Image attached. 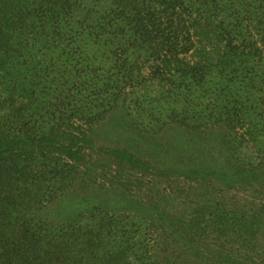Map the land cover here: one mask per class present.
<instances>
[{
    "label": "trees",
    "instance_id": "obj_1",
    "mask_svg": "<svg viewBox=\"0 0 264 264\" xmlns=\"http://www.w3.org/2000/svg\"><path fill=\"white\" fill-rule=\"evenodd\" d=\"M116 110L118 126L183 127L205 156L155 173L95 140ZM106 152L128 179L264 180V0H0V264H201L211 232H254L168 189L96 204Z\"/></svg>",
    "mask_w": 264,
    "mask_h": 264
},
{
    "label": "rangeland",
    "instance_id": "obj_2",
    "mask_svg": "<svg viewBox=\"0 0 264 264\" xmlns=\"http://www.w3.org/2000/svg\"><path fill=\"white\" fill-rule=\"evenodd\" d=\"M124 117L122 111H114L106 122L94 130L95 140L99 144L107 146L121 143L133 145L138 158L154 161L151 163L154 166L153 171L156 170L155 173L174 167L181 158L200 159L205 156L202 154L204 147L197 145V142L193 143V139L196 140L197 135L185 131L183 127L171 125L163 131H150L149 128L133 129L129 125L118 126L117 124ZM111 139L118 142L114 143ZM197 141L199 140L197 139ZM100 161L101 167L104 169V175L99 174L98 179H100L103 187H98L97 184L95 189L92 187L90 190L92 199L95 202L97 201L96 204H104L106 198H117L118 194L128 191L130 188L133 189L134 197L129 202L135 205H138L137 201L142 200L143 197L150 198V195L156 197V199H162L161 195H158L157 189H161V193L165 189L170 192L173 191L175 203L182 206L180 209H185V211H188V208H191V210L192 208H199V204L207 200L215 206V209L219 206L218 201L222 200L228 208L232 209L229 210L232 211V215L234 213H246L250 226L251 217L255 218L257 223L253 224L254 232L251 233H239L235 222H233V226L236 229H227L226 233L211 232L207 241L211 245V252L208 255H199V258L202 259L201 264H264L263 179L257 183H246L242 180H232L225 177L220 180L209 181L202 189H199L198 185L193 187L180 186L165 175H157L156 178H151L152 174H150L147 178L136 180L134 175L141 178L143 170L141 172L135 169L129 170V179L124 176L120 177V175H123L120 172L109 174L111 170L108 167L113 163V158L107 152L103 156L101 155ZM153 171L148 170V173ZM255 184H257L256 187L253 186ZM109 192V196L112 195L111 197L108 196ZM195 201L197 204L193 203ZM212 225L213 228L219 227L217 222H213ZM162 239L168 240L169 236H163ZM197 239L199 241L200 236Z\"/></svg>",
    "mask_w": 264,
    "mask_h": 264
}]
</instances>
